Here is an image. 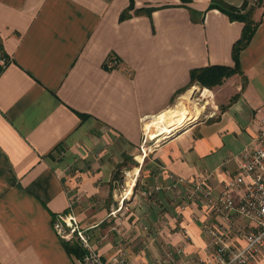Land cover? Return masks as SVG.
<instances>
[{
    "label": "crops",
    "instance_id": "crops-1",
    "mask_svg": "<svg viewBox=\"0 0 264 264\" xmlns=\"http://www.w3.org/2000/svg\"><path fill=\"white\" fill-rule=\"evenodd\" d=\"M223 1L258 23L225 82L236 97L143 153L193 69L235 66L245 23L213 0H0V264H82L54 227L67 212L109 264L210 260L206 193L240 173L264 113V1ZM235 218L240 247L254 222Z\"/></svg>",
    "mask_w": 264,
    "mask_h": 264
},
{
    "label": "built area",
    "instance_id": "built-area-1",
    "mask_svg": "<svg viewBox=\"0 0 264 264\" xmlns=\"http://www.w3.org/2000/svg\"><path fill=\"white\" fill-rule=\"evenodd\" d=\"M1 61L4 63L3 59ZM106 62L112 68L120 66V60L115 57ZM256 124L257 134L238 160L240 173L229 180L222 192L206 193L208 203L217 211L218 220L215 224L206 226L211 238V255L210 260H203L199 264H249L264 248V113H261ZM148 141V134L144 132L141 152H148L145 146ZM148 146V150H151L152 145ZM237 214L254 222V229L247 234L246 241L240 247H234L227 241L233 232L238 231L235 218ZM54 227L61 237L71 240L76 235L80 240V245L86 250L82 264H109L101 258L89 235L80 228L75 214H58ZM118 255L122 257L123 251L119 250Z\"/></svg>",
    "mask_w": 264,
    "mask_h": 264
},
{
    "label": "trees",
    "instance_id": "trees-1",
    "mask_svg": "<svg viewBox=\"0 0 264 264\" xmlns=\"http://www.w3.org/2000/svg\"><path fill=\"white\" fill-rule=\"evenodd\" d=\"M263 1L264 0H255L258 5L262 4ZM247 3L248 2L245 1L243 3V6L238 8L224 2L223 0H213L212 6L217 7L221 11L227 13L229 17L241 20L245 23L243 34L234 45V59L236 64L232 67L212 65L207 66L206 68H195L191 72V84L200 82L211 88L215 85H218L219 83L221 84V82H223L227 77H230L235 73H242L239 66L240 53L249 44L258 27V23L253 18V11L255 9V6L248 5ZM127 14L128 12H125L123 16H126ZM67 247L70 251H74L77 253L83 254V252H85L78 241H73L72 244H70V246L68 244Z\"/></svg>",
    "mask_w": 264,
    "mask_h": 264
},
{
    "label": "rangeland",
    "instance_id": "rangeland-1",
    "mask_svg": "<svg viewBox=\"0 0 264 264\" xmlns=\"http://www.w3.org/2000/svg\"><path fill=\"white\" fill-rule=\"evenodd\" d=\"M236 74H240L241 76H243L241 73H235L232 76L227 77L223 82H221V84L219 83L218 85H215L214 87H211V88L208 87L207 85L203 84V83H200V82L194 83L195 85L193 84V86L188 89V90H190V89L193 90V93H194L193 96H192L194 104L191 106V110H192V113H193L192 114V118H195V120H198V119H201V118H206L213 111H217L218 112L220 110V108L224 107V105L228 101L231 100L230 96H232V95H230V94L231 93L233 94L235 92V90H236V89H234L233 92H232L233 84H231V82H233V79H231L232 81L229 82V83H225V82H227V80L229 78L233 77ZM236 95H237V93L235 95H233L232 98L236 97ZM181 96H178L175 99V101L173 102L171 107L175 106L178 103V101L180 100ZM201 109H202V112H201ZM197 112H199V114L200 113L201 114L200 115L199 114L196 115ZM194 113H195V115H194ZM147 121H149V120H147ZM163 136H165V135H163ZM156 142L158 143V145L160 144V141H158L157 138L154 139V140L149 139L148 143L145 145L147 147L146 151L149 152V150H148L149 146L148 145H152V149L155 148V147L157 148L158 145L156 146V144H157ZM125 176H127V175H125ZM72 240L73 241H78V242L80 241V240H78L76 235L74 237H72Z\"/></svg>",
    "mask_w": 264,
    "mask_h": 264
},
{
    "label": "bare ground",
    "instance_id": "bare-ground-1",
    "mask_svg": "<svg viewBox=\"0 0 264 264\" xmlns=\"http://www.w3.org/2000/svg\"><path fill=\"white\" fill-rule=\"evenodd\" d=\"M193 90L183 95L178 103L163 115L152 119L146 124L145 132L151 140L158 139L163 135L172 134L175 130L181 128L192 118L191 105L193 103ZM199 112L196 113L198 115ZM195 115V113H194Z\"/></svg>",
    "mask_w": 264,
    "mask_h": 264
}]
</instances>
